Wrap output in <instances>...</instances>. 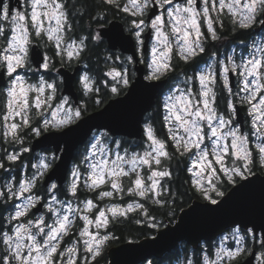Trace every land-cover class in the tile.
I'll use <instances>...</instances> for the list:
<instances>
[{
	"label": "snow or ice",
	"instance_id": "6c2138e0",
	"mask_svg": "<svg viewBox=\"0 0 264 264\" xmlns=\"http://www.w3.org/2000/svg\"><path fill=\"white\" fill-rule=\"evenodd\" d=\"M24 3L27 7L20 11L12 10L8 0H0V76L6 75L9 78V86L5 89L7 114L4 120L21 117V123L13 122L6 126L4 136L11 137L12 142L21 144L23 137L19 133L23 128H29L37 137L50 129L57 131L68 129L64 134L69 135L76 130L71 127L72 125H76L77 128L80 126L78 122L82 119V113L87 110L83 105L65 108L69 100L63 97L56 110L51 112V118H45L39 127L32 126L27 115L33 106L29 103V94L37 93L34 107L39 110L54 99L56 92L54 83L41 79L38 85L31 84L17 74L18 69L30 66L31 62L37 63L45 70L50 68L51 57L47 53L42 55L32 47L34 38L35 40L46 38L56 49L55 55L61 57V62L65 58L69 62L73 59L79 60L88 47L86 41L99 43L104 35H107L112 43L113 35L117 36L121 43L127 39L119 31L111 34L96 31L95 34L72 39L66 35L73 30V26L63 0H24ZM103 3L135 17L131 20L130 33L135 39L137 51L143 49L145 36L154 38L155 42L151 46L150 60L147 64L150 71L145 77L153 81L160 80L172 72L174 44L176 55L187 63L195 61L205 52V42L208 38L213 41L219 40L217 25L223 28L220 17L225 13L231 20L233 31L251 29L257 24L264 26V0H183V2L127 0L124 4H121V0H103ZM149 12L153 13L151 19L148 18ZM213 13L216 14L215 18ZM101 20L103 16L97 18V23ZM4 22L7 23V27ZM172 37H175V41ZM132 59L133 57L127 58L129 62ZM230 73L239 77L240 88L237 93L232 92ZM105 75L113 82L110 87L112 94L118 95L120 86L129 85L126 71L121 72L112 68ZM218 77L229 96L235 95L241 106H247V114L251 117V126L258 140L254 147L259 154L260 162L264 164V45L256 47L251 55L240 63H236L231 57L227 64L220 62L218 73L212 69L201 72L197 77L200 86L197 93L199 100L195 104L182 92L174 99L169 97L168 100L172 102L165 105L168 110L165 121L174 120L185 133L179 135L169 127L175 153L189 156L192 166L188 171L195 177L192 181L193 186L204 200L217 207L222 201L213 198L210 193H215L221 198L225 195L212 182L218 177V171L223 173L229 183H234V177L247 179L245 173L251 171L250 165L253 163L248 135L241 133L240 129L234 126L236 104L231 99L227 101L228 115L218 112L215 107L217 94L214 89ZM80 83L85 93L99 91L98 88L94 89L93 82L87 74L80 77ZM46 89L51 90V94L46 100H41L40 97ZM101 103V100H96L97 105ZM177 104L180 105L179 110ZM143 131L149 143L142 153H132L129 156L127 151L124 155L117 151L114 153V159L110 158L113 153L107 146L108 133L101 132L99 135L93 133L94 142L90 145V157L87 155L84 157L88 168L86 176H82L78 165L71 170L67 187L71 196H77L83 180L84 187L89 191L99 189L95 200L111 199L118 194L123 198V195L127 194L141 200H151L163 207L166 201L160 197L167 189L161 181L165 178L170 179L172 175L163 166V161L171 160L174 153L168 150L169 145L165 140L158 138L150 124H145ZM206 139L211 141V151L204 145ZM116 144L119 148V142ZM22 151L27 152L28 149L23 148ZM210 156L214 158L215 165H219L218 170L209 159ZM5 158L14 163L20 155L8 153ZM56 159L55 156L51 162L42 159L32 166L37 169V173L28 179L19 180L18 186L7 183L3 190H0V200L5 197L8 200L23 198V202L15 205L14 212L7 218L8 223L13 225L10 231L0 233V244L4 246L0 254V264H58V260L59 264H78V245L81 241L84 251L89 254L92 261H95L101 256L104 245L114 238L107 232L101 234L99 230L107 229L112 220L126 217L128 213L138 210L149 221V227H158L155 218L150 216L148 209L139 201L128 203L126 207L110 204L101 208L94 199H85L82 201V207L73 208L69 203L64 208L63 202L58 201L54 194L51 201L44 204L47 213L54 218L52 223H48L44 215L36 219L28 218L42 200L40 195L32 194L33 190L52 169ZM228 159L231 160L230 165ZM0 168H4L2 162ZM205 172L209 173L208 187L204 186ZM105 186L111 190H106ZM55 189L57 185L53 183L49 186L48 192L51 193ZM26 193L28 195H25ZM58 204L60 207L55 206ZM73 213L78 215L83 226L79 229V239L62 249L64 238L70 236L76 223L70 218ZM137 223L141 221L137 220ZM93 228L96 229L95 232L92 231ZM247 231L253 234V229L249 228ZM229 239L234 240L238 246L234 249L228 246L226 242ZM243 241L244 236L241 235L240 228L233 229L229 235L221 238L214 253L203 252L202 264H238V258L248 252ZM261 246L264 247V240L261 241ZM256 260L259 264H264V251L256 255ZM84 264H89L88 257L84 258ZM148 264L152 262L149 261ZM187 264H201V260L194 262L188 259Z\"/></svg>",
	"mask_w": 264,
	"mask_h": 264
},
{
	"label": "water",
	"instance_id": "95a60500",
	"mask_svg": "<svg viewBox=\"0 0 264 264\" xmlns=\"http://www.w3.org/2000/svg\"><path fill=\"white\" fill-rule=\"evenodd\" d=\"M181 1V0H178ZM12 10L22 7L21 0H8ZM159 10L157 9V12ZM153 13H148L151 19ZM264 26L257 25L255 30H261ZM97 30L102 34H111L119 31L126 37L121 43L115 35L112 42L104 35L109 49H119L122 53L133 57V69L135 75L126 90L118 95L111 96L100 107L82 113L79 127L72 125L76 130L69 135L64 133L68 129L60 131L50 129L41 136H34L30 142V150L36 151L51 147L57 159L53 167L41 180L42 186L46 187L55 182L57 187H62L68 177L69 169L75 151L84 145L94 131L106 130L114 136L140 139L144 134V117L154 105L156 98L168 83V77L160 80L145 79V65L140 61L135 39L130 31H127L123 22L119 19H111L106 25L98 26ZM150 37L145 36L143 51L149 46ZM115 44V46H113ZM36 48L42 55L41 46L34 41ZM33 66L40 70L37 63ZM83 64L77 62L73 68L59 65L54 73L61 77V95H68L73 104H81L79 92L75 87V80L82 69ZM232 82V74L230 73ZM7 81V76H0V86ZM237 114L235 121L238 122L240 130H243V112L241 105L235 103ZM247 179H239L224 193L219 207L211 205L206 200L193 199L187 206L183 207L173 222H168L157 228L155 233L136 239H128L111 245L107 249V264H141L150 257L161 258L163 254L170 252L180 242H186L192 247H197L204 241H209L221 234L225 229L232 226L251 228L255 235L259 234L261 241L264 240V173L254 171L246 175ZM43 209V203L33 209L35 213ZM163 234V235H162ZM155 238V240H153ZM264 248V247H263ZM256 247H252L238 264H256Z\"/></svg>",
	"mask_w": 264,
	"mask_h": 264
},
{
	"label": "rangeland",
	"instance_id": "374dc122",
	"mask_svg": "<svg viewBox=\"0 0 264 264\" xmlns=\"http://www.w3.org/2000/svg\"><path fill=\"white\" fill-rule=\"evenodd\" d=\"M126 2H127V0H126ZM178 2H183V1H178ZM26 7L27 6H25V8L23 10H21V8H17L16 7L14 10L24 11L26 9ZM224 15H227V13L223 14V16ZM213 16L215 18L216 14L213 13ZM132 19H135V18L134 17H131L130 19H128L129 22H128V25L127 26H128L129 29H131V20ZM220 19L222 20V16L220 17ZM4 23H5V26L7 27V23L6 22H4ZM257 25H259V24H257ZM204 31L206 32V29H204ZM172 39H173V41H175V37H172ZM46 42H47V40L45 38L44 39V43H46ZM154 42H155L154 41V38H151L150 39V52H151V46H152V44ZM261 45H264V28L261 29V30H258V31L255 30V34L253 35V37L250 40H248V41H240L238 43L233 44L231 46V49L228 52H226V56H225V59H224V63L227 64L230 57L236 63H240L242 60L247 59L251 55V53L255 50L256 47H259ZM174 51H175V44H174ZM47 55H48V53H47ZM116 57H117V62H115L114 60H112V62L115 63V66L110 67L108 70H106L105 73H107L110 69L115 68L116 70L121 71V72H125L126 71L127 74H128V76H129V69H126L127 57L124 59L125 64L122 65V66H117V67H116V65H117V63L121 62V58H119L118 55H116ZM116 57H114V58H116ZM149 60H150V54L148 55L147 64H148ZM50 63H51V60H50ZM36 69L37 68H35L33 66L32 62H31L30 63V66H27V67L22 68V69H18L17 70V74L20 75V76H22V77H24L25 80L28 83H31V84H37L38 85L41 79L47 81L48 83H54L55 86H56V92H55L54 99L52 101H48L39 110L38 109H35V107H34V98L37 95V93H30L29 94V103L31 105H33V106L30 108V110L28 111L27 115L30 117L33 127H39V126L42 125L43 120L45 118H51L50 117L51 112L54 111V110H56V107L61 103V99L63 97H67L66 95H61L60 94V89H61L62 81H61V77L59 75L53 74V77H46V76H44L42 74H36V75L30 74V72L31 73L32 72H35ZM131 69L133 70V67ZM149 71H150V69H149ZM133 72H134V70H133ZM85 74H87L90 77L91 81L93 82V86H94L95 77L90 72H88L86 70L85 64L83 63V67H82L81 71L78 74V79H79L78 81H79V83H80V77H82ZM128 79H129V77H128ZM103 81L107 84V86L110 89V87H111V85L113 83L111 81V78L105 75V80H103ZM8 86H9V78L7 77L6 83L3 86H0V139H1V142H6V143H9L10 142V145L11 146L6 147L5 149H4V147H2L1 148V151L3 152V156H5V157H6V154H8V153H19L20 158L17 160V161H19L21 159V154H23L22 149L23 148H27L28 149L27 152H30L31 160L29 162L28 161H25V160H22L19 166L17 165V163H16L17 161H16V162H14V163H16V166H12V165H6L5 166L4 165V168H0V169H3L0 172V190H3L4 185L7 184V183H14V184H16L18 186L19 180H21V179H28L34 173H37V169L34 168V167H32L33 165L38 164L42 159L45 160L46 162H51L52 161V157L54 156L53 155V152H50V151H40V150L31 151L30 150L29 145H30L31 139L33 137L30 138L29 136L26 135V132L27 133H32L29 128H27V129L23 128L22 131H20L21 134L19 133V135L23 137V143L22 144L21 143H14V142H12L11 137L5 138L4 131L6 130V126L8 124H11L13 122L18 123V124L21 123V117H19V116L14 117V118H10L8 121H5L4 120V116L7 114V109L5 108V103H6V92H5V89ZM121 87H124V86H120V88ZM239 88H240V85H239V77L237 76L236 86L234 88H232V92L233 93L239 92ZM199 91H200V86H199ZM50 94H51V90L46 89L45 93L43 95H41V97H40L41 100H46L47 96L50 95ZM177 95L178 94L175 92V88H173V89H169L162 96V98H161L160 101H161V104H162L161 106H162V109H163V117H164V120H165V116L168 115V110L165 107V105H166V103H171L172 102V101H169L168 98L169 97H172L174 99ZM241 95H242V93H241ZM234 98L237 99V97L235 95L231 96L230 99L234 103L235 102L239 103L238 102V99L235 100ZM191 99L193 100V104H195L196 101L199 100V98L197 96H195V95H193L191 97ZM68 100H69V103L67 105H65V108H67V107H73V108H75L76 106L83 105L82 103L79 104V105L73 104V101H72L71 98H68ZM49 104L51 105L50 107L48 106ZM179 108H180V105L177 104V110H179ZM245 111H246V114H247V106H245ZM40 113H43V115H40ZM224 114L225 115H228V112H227V103H226V109L224 111ZM61 115H63V113H61ZM165 123H166V126H167V132H168V134H169V127H172L173 131L176 132L177 134H179V135H185V133L183 132V129H180L178 123L175 122L174 120H171V121H168V122L165 121ZM243 124H244V121H243ZM234 126L235 127H238L240 129L238 122L235 121V116H234ZM101 132H107L108 133V137L106 138L107 139V146H108L109 149H111V152L113 153V155H111V157H110L112 159L115 158L114 157V153L117 152V151L121 155H124L125 152L127 151V154L129 156L132 153H142L144 151V149L147 147V144L149 143L147 141L145 135H144V138H143V141H142V147H139L137 149H131V150H129V148H127L126 145L124 144V142L122 141V136H114V135H111L106 130H98V131H94L93 133H95L96 135H99V133H101ZM240 132L243 133V134L248 135L249 140H250V144H249L250 149H251V146H250L251 143L254 146L258 142L257 135L254 132L252 126H251V117H249L248 114H247V119H246V126L244 124L243 125V130L242 131L240 130ZM93 133L90 136V138L87 140V143L81 149V158H82L81 159V163H82V165L80 163H78V162L73 161V163H72V165H71V167L69 169L68 177L66 179V185H67L66 188L68 187V183H69V180H70L71 170H72V168L74 166H76V165L79 166L82 176H86V174H87L88 168H87V163L84 161V157L86 155L90 157V145H91V143L94 142ZM169 136H170V134H169ZM28 138L30 139L29 143H28V140H29ZM116 142H119V148H117ZM204 145H207L208 148H209V151H211V141L210 140L206 139L204 141ZM204 145H202V147ZM209 159L212 161V163L214 164V166L218 170L219 169V165H215L214 158H212L210 156ZM0 162H2L4 164V161H1L0 160ZM227 162L229 163V165L231 164V160L230 159H228ZM11 163H13V162H11ZM191 166H192V161L189 159V167H191ZM7 167H12V168L9 169ZM197 170L198 169H193V171H197ZM250 173H252V172L251 171L250 172H246L245 175H248ZM218 174H219V172H218ZM208 177H209V173L208 172H205L204 173V186L205 187H208ZM191 178H192V181L195 179V177L192 175V173H191ZM214 179H216V178H214ZM214 179L212 180L213 183H215L214 182ZM161 183H162V181H161ZM80 185L82 187H84L83 180L81 181ZM49 186L50 185H48L46 187L43 186L42 191H38L35 188L33 190V193L32 194L33 195L38 194V195H40L42 197L45 193H47L46 202H50L51 201V196L54 194L56 196V198H57L58 201L63 202L64 208H66L69 203L72 204L73 208H75L77 206H81L82 207V201H84L85 199H94L95 200V197H85V198H81V199L71 198L70 200H66L64 198L58 197V192H56L54 190L51 193L48 192ZM105 189L106 190H111L110 188H108V186H105ZM98 191H99V189L97 190V192ZM25 195H28V194L26 193ZM210 195H212V194L210 193ZM120 197L121 196L118 194V195L114 196L111 199L105 198L102 201L95 200V202L101 208H104L105 206H108L110 204H119L121 207H126L128 203H132L133 201H139L140 203H143L141 200H139L137 198H134V199H131V200H126V201H121V200H119ZM22 202H23V198L13 199V200L9 201V205L11 207L12 212H14V210H15V205L21 204ZM55 206L56 207H60L59 204L58 205H55ZM40 212H37L36 213L37 215L34 218H32V217H28V218L36 219L40 215H44L46 217V219L48 220V223H52L53 222V219L54 218L51 216L50 213H46V214H43L42 213V214H40ZM62 212H63V209H62ZM151 217H154V216H151ZM70 218L72 220H74L76 223H75V226L71 230L70 235L71 234L72 235L69 238H67V237L64 238V241L62 242V249L64 247H67L69 244H71V243H73V242H75V241H77L79 239V229L83 226V222L78 219V215L77 214H75V213L71 214L70 215ZM155 222L158 224V227H156V228H160V227L164 226L167 223V222L161 223L160 220H159V222H157V221H155ZM237 227H239V226L236 225V226L229 227L228 229L224 230L222 232V234H219L218 237L210 240V242L212 243V246H213L212 247V253H214L215 250H216V248L219 246V243L221 241V238L223 236H225V235H229L232 232V230L235 229V228H237ZM239 228H240L241 235L244 236L243 244L246 246V248L248 249V251H250L251 248H250V245L249 244L246 245V241L250 240V242H252L253 239H255V238H257L258 241H261V238H260V235L259 234L255 235L253 233L254 234V238H253V234L248 233L247 229H249V228H241V227H239ZM107 229H100L99 231L101 232V234H104L105 232H107V234H109L110 236L114 237L113 236V233L112 232L110 233ZM92 231L95 232L96 229L93 228ZM205 243H206V241L203 242V244H205ZM226 244L228 246L232 247L233 249L238 246L236 244V242L234 240H232V239H229V241H227ZM199 246H201V245H199ZM199 246L197 248H199ZM78 247H79V253H78V256H77V261L79 260V261L82 262V261H84V258L85 257H88V259H90L89 254L84 251L82 241L79 243ZM104 247H105V245H104ZM104 247H103V249H104ZM195 248L196 247L190 246V248H189L190 253H189L188 258H186V259H184L182 261L179 260V261H177L176 263H173V264H187V260L188 259H192L193 261H195V257H194V254H193L194 253V250H192V249H195ZM262 251H264V250L258 251L257 252V255L260 252H262ZM204 252H207V251H204ZM202 255H203V253H200L199 254V256L201 258V262H202ZM213 258H214V256H213ZM165 262H167V261H164L161 264H166ZM58 264H59V260H58ZM256 264H259V262L257 260H256Z\"/></svg>",
	"mask_w": 264,
	"mask_h": 264
},
{
	"label": "trees",
	"instance_id": "16d2710c",
	"mask_svg": "<svg viewBox=\"0 0 264 264\" xmlns=\"http://www.w3.org/2000/svg\"><path fill=\"white\" fill-rule=\"evenodd\" d=\"M97 4L99 6L103 5L102 0H96ZM131 18V17H130ZM130 18H125L124 22L126 25H128V22ZM222 23L223 28L221 29L219 25H217L218 28V34L220 36L219 40L213 41L210 38H208L206 41L208 43L207 51L208 53L215 51V49L222 50L224 53L228 52L231 49V46L235 43H238L240 41H248L250 40L253 35L255 34V26L251 29L247 30H235L233 31L231 20L228 18L227 15H222ZM92 27V26H91ZM92 34V31H89V35ZM88 35V36H89ZM88 44L87 49L82 53L81 58L79 60L73 59L72 61H78L83 62L85 64V68L88 72H90L95 77L94 82V89L98 88V92L90 93L88 97L84 96V90L82 88L81 83H78L79 88V97L81 100V103L83 106L86 107V111H91L93 109H96L100 107L103 103H105L111 96H114L115 94H112L107 84L103 81L105 80V72L110 67L115 66V63L112 62L114 60L117 62L116 55H109L106 54V51L103 49L105 47V43L103 42H95V41H88L86 42ZM53 50H55L54 46ZM55 62L57 64L61 63L65 66H69L71 62H69L66 58L63 62H61V57L55 55ZM119 58H121V62L117 63V66H122L125 64L124 59L126 56L124 54L118 55ZM107 57H111V59H107ZM116 57V58H114ZM123 59V60H122ZM195 62H192L191 65H193ZM129 69L130 76H132V69H131V62L127 60V65ZM125 87H121L119 89V93H122ZM224 102L220 103L219 101L216 102L218 107L225 108L226 109V103L229 100V94L226 90H224ZM237 100L236 98H234ZM96 100H101L102 103L97 105ZM161 102H157L154 104L150 110V112L147 113L148 119L153 127H155V132L158 138L165 140L166 143L169 145V151L174 153V156L171 160L163 161V166L166 167L171 173V178H165L162 181V185L167 189L165 194L160 197V199L165 200L166 203L163 207L160 205L154 204L151 200H141L139 197H131L127 194L123 195V198H119L121 201L131 200L134 198H137L143 202L145 207L148 209L149 214L151 216L155 217V221L164 223V222H173L179 211L187 206L193 199H201L204 200L203 196L197 189L193 186L191 173L188 171L189 169V156H180L178 153H175L174 147H172V140L170 139V136L167 132V126L163 117V109L161 106ZM245 110V106H242ZM83 112V113H85ZM35 120V119H34ZM27 129V128H25ZM21 134V133H20ZM26 135L30 138L34 137L32 133H27ZM144 138V136H143ZM29 139V138H28ZM30 139L28 140L29 143ZM122 141L124 144L127 143L128 139L127 137L122 136ZM143 141V139H142ZM142 141L139 143V147H142ZM87 143V142H86ZM85 143V144H86ZM84 144V145H85ZM251 150L253 153V163L250 165L251 172L254 171H260L264 173V164L260 162L259 154L257 153L255 147L251 143ZM83 148V145L79 147L81 150ZM77 160L76 162L81 163V151L77 154ZM30 161L31 155L30 152H23L21 154V159L17 161V165L19 166L21 161ZM2 169H0V172ZM219 172V171H218ZM240 179V177H234V183L237 182ZM214 182L217 186V188L225 192L228 190L234 183H229L226 179V177L223 175V173L218 174V177L214 179ZM43 186L41 185V182L37 185L36 190L42 191ZM96 191H89L85 187H82L80 185L78 194L76 197L85 198V197H96L97 195ZM65 194L70 193L65 191ZM213 198H219L215 195V193H211ZM5 205H8L7 203H2V208L5 209ZM137 220H140L141 223H137ZM160 223V224H161ZM149 221L145 219V217L142 215V213L138 210L136 212L129 213L126 217H118L109 224L110 230L113 233L114 238L110 239L106 244L104 249L102 250V254L100 257H97L95 261H89V264H107L108 257H107V249L111 245L117 244L121 241H124L128 238H142L145 236H149L155 233L156 227L152 228L148 226ZM250 240L246 241V245H250L253 247H256L257 252L260 250H264V248L261 246V241H258L257 238L253 239L252 242ZM212 243L210 241H207L206 244L200 246L197 249H194V257L195 261L201 260L199 254L203 253L204 251L212 253ZM190 246L188 244L184 246H178L171 250L170 252H167L164 254V257L162 260H158L157 258H153L152 264H161L165 260H169V262H172L175 258H178L179 256L184 253L187 255L189 251ZM180 250H183L182 253H180ZM162 261V262H161ZM194 261V262H195ZM202 263V262H201ZM79 264H84L83 262H80Z\"/></svg>",
	"mask_w": 264,
	"mask_h": 264
},
{
	"label": "flooded vegetation",
	"instance_id": "af4514ba",
	"mask_svg": "<svg viewBox=\"0 0 264 264\" xmlns=\"http://www.w3.org/2000/svg\"><path fill=\"white\" fill-rule=\"evenodd\" d=\"M181 1H183V0H181ZM21 2H22L21 10H23L26 5L24 3V0H21ZM63 2L66 5L67 11L69 13V20H70V22H71V24L73 26V30L70 31V32H67L66 35L71 37L72 39H79L82 36H88L89 35V31H92V34H95V32L98 31L97 30L98 26L106 25L109 22V20H111L113 18L121 20L123 22L126 30L130 31L128 26L125 24L124 19L125 18L126 19L130 18L131 16L126 14V13H124V12H122V11H120L119 9H117L115 7L106 5L104 3H103V5L99 6L97 4L96 0H63ZM124 3H126V0H121V4H124ZM100 16H103V20H101L99 23H97V18L100 17ZM34 41H37L39 43V45L41 46V48H42L44 53H48V55L51 56V63H50V68L49 69H47V70H45L43 68H41L40 70L36 69L35 72H32V73L30 72V74H32V75L42 74V75H44L46 77H53V74H55L54 73L55 68L57 66H59V65H64V64H61V63L57 64L55 62L56 60H55L54 54L56 52V49L53 50L52 45H50L48 42L44 43V39L43 40H35V38H34ZM86 42H88V41H86ZM101 42L105 43V47L103 49L106 51V54H109V55L124 54L127 58L131 57L129 54L122 53L119 49H109L107 47V43H106L105 38H102ZM207 46H208V43L206 41L205 42V52L201 53L200 56H198L195 59V61H189L187 63L184 62L183 60H180L179 56L176 55L175 51L173 52V55H172L173 70H172V72H170L167 75L168 83L166 84L165 88H163V90L160 91V93H159L158 97L156 98V101H155L154 104H156L158 101L161 102L160 100H161L162 96L169 89H173V88H175V92L178 94L177 96H180L181 93L183 92V94L188 95L190 98L193 95H195V96H197L199 98V96L197 95V93L199 92V82H198V79H197L198 75L201 72L208 71L209 69L217 71V73H218L220 62H224V59H225V56H226V53H224L222 50L218 51L217 49H215V51H212V52L208 53L209 51H207ZM137 52H138L140 61L145 65V76H147L148 73H149V68L147 67V61H148V55L150 54V42H149L148 49L146 51H143V49H142L141 51H137ZM77 62L78 61H71V64L68 67L69 68H73V66ZM192 62H195V63L193 65H191ZM132 67H133V60L131 61V68ZM126 69H127V66H126ZM133 70H132V74H131L132 76H130V73H129V76H128L129 77V83H130V81L133 79V77L135 75V71L133 72ZM231 74H232L231 87L234 88L236 86L237 75L233 74V73H231ZM78 80L79 79H78V76H77V78L75 80V87H76L77 91L79 92V88H78L79 81ZM126 88L127 87H125L123 92L126 90ZM214 91L217 94V102L219 101L220 103H223L224 99H225V97H224V88L222 86V83L219 81V77H218V82H217V85L215 86ZM66 96L68 98H70L68 95H66ZM230 98H231V96H229V99ZM215 107L217 108L218 112L224 113V111H225L224 107L220 109L217 104L215 105ZM241 109H242V112H243V121H244V124L246 126L247 114H246V111L243 109L242 106H241ZM147 113L145 114V117H144V126H145V124H150L151 125V123H150V121L148 119ZM153 129L155 130V127H153ZM143 136H144V134H143ZM143 136L140 139L127 138L128 141L125 144L126 147L129 148V150L137 149L138 146H139L140 141H142V139H143ZM9 146H11L10 142L9 143L1 142V139H0V160L4 161V165L5 166L6 165L16 166L17 162L16 163H11L10 161H7L5 156H3V152L1 151L2 147H4V149H5L6 147H9ZM39 150L40 151L53 152V149L51 147H46V148H42V149H39ZM80 151L81 150L79 148L75 151L72 163H73V161L76 162L77 154ZM53 155L55 157H57L54 154V152H53ZM7 168L11 169L12 167H7ZM53 183H55V182H51L49 185H51ZM66 186L67 185H66V182H65L62 187H60V188L57 187V189L54 190V191L58 192V197L64 198L66 200H70L71 198L81 199L80 197H72L71 194L70 195L69 194H65V191L67 189ZM46 197H47V193H45L42 196V200L41 201L43 203V209L41 210L40 214H42V213L46 214L47 213V211H46V209L44 207V204L46 202ZM9 201H11V200H8L7 197H5L4 199L0 200V233L6 232V231H10L11 227L13 226L12 224H9L8 220H7V218L13 213L12 210H11V207L9 205ZM3 202L8 204V205H5V209L2 208V203ZM36 215L37 214L32 210L30 215H29V217L34 218ZM13 223H16V222H13ZM107 230L110 233L112 232L110 230L109 225H108V229ZM69 237H67V238H69ZM128 239H136V238H128ZM128 239H126V240H128ZM186 244H187L186 242H180L178 244V246H184ZM202 244H203V242L201 244H199V245L202 246ZM3 247L4 246L2 244H0V254H2V252H3ZM197 247L195 249H197ZM252 247L253 246H251L250 248H252ZM192 250H194V249H192ZM182 251L183 250H180V253H182ZM189 253L187 255L182 253L181 256H179L178 258H175L172 262H169V260H165V261H167L165 263L166 264H173V263H176L179 260L182 261V260L188 258ZM248 253H249V251L247 253H245V254H242L238 258V261L241 260ZM163 257H164V254L162 255L161 258H157V259L158 260H162ZM153 258H155V257H150L149 259L144 261L142 264H145V263L147 264L149 261L152 262ZM89 261H91V259H89ZM80 262L81 261L78 260V264Z\"/></svg>",
	"mask_w": 264,
	"mask_h": 264
},
{
	"label": "clouds",
	"instance_id": "9594fccd",
	"mask_svg": "<svg viewBox=\"0 0 264 264\" xmlns=\"http://www.w3.org/2000/svg\"><path fill=\"white\" fill-rule=\"evenodd\" d=\"M83 94H84V96H86V97H88V96L90 95V94H88V93H85V92H84Z\"/></svg>",
	"mask_w": 264,
	"mask_h": 264
}]
</instances>
